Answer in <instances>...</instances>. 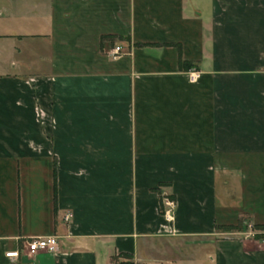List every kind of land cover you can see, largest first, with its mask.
<instances>
[{
    "label": "crops",
    "instance_id": "1",
    "mask_svg": "<svg viewBox=\"0 0 264 264\" xmlns=\"http://www.w3.org/2000/svg\"><path fill=\"white\" fill-rule=\"evenodd\" d=\"M0 264H264V0H0Z\"/></svg>",
    "mask_w": 264,
    "mask_h": 264
},
{
    "label": "built area",
    "instance_id": "2",
    "mask_svg": "<svg viewBox=\"0 0 264 264\" xmlns=\"http://www.w3.org/2000/svg\"><path fill=\"white\" fill-rule=\"evenodd\" d=\"M124 52L122 45H116L108 56L115 60L118 59ZM191 80L195 81L200 77L198 70L190 72ZM176 207L175 199L170 196H164L162 199V212L168 221L173 220L174 210ZM26 249L28 254H36L40 251L56 252L59 250V241L56 236H37L32 237L26 241ZM21 251L19 249L10 250L6 252V256L10 259L16 260L20 257Z\"/></svg>",
    "mask_w": 264,
    "mask_h": 264
},
{
    "label": "rangeland",
    "instance_id": "3",
    "mask_svg": "<svg viewBox=\"0 0 264 264\" xmlns=\"http://www.w3.org/2000/svg\"><path fill=\"white\" fill-rule=\"evenodd\" d=\"M154 244L157 247L164 248V247H166L167 243L156 240V241H154ZM172 247L175 249V251H179V249H178V247H179L180 251L183 250L184 253H189V252H193L192 250L195 248V244L194 243L192 244V242H189V243L188 242H182L181 243L177 240V242L172 243ZM185 247H187V248H185ZM184 250H186V251H184Z\"/></svg>",
    "mask_w": 264,
    "mask_h": 264
},
{
    "label": "trees",
    "instance_id": "4",
    "mask_svg": "<svg viewBox=\"0 0 264 264\" xmlns=\"http://www.w3.org/2000/svg\"><path fill=\"white\" fill-rule=\"evenodd\" d=\"M225 228H227V229H233V228H235V227L229 226V227H225Z\"/></svg>",
    "mask_w": 264,
    "mask_h": 264
}]
</instances>
